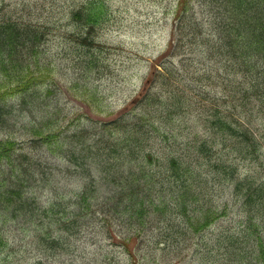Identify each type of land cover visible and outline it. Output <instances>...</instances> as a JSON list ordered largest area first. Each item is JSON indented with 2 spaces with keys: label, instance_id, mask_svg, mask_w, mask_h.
I'll list each match as a JSON object with an SVG mask.
<instances>
[{
  "label": "trees",
  "instance_id": "1",
  "mask_svg": "<svg viewBox=\"0 0 264 264\" xmlns=\"http://www.w3.org/2000/svg\"><path fill=\"white\" fill-rule=\"evenodd\" d=\"M101 2L77 0L67 18L79 64L97 75ZM37 6L0 3V264L97 260L104 248L119 250L116 264H150L158 250L264 264V0H178L166 51L130 108L73 128ZM69 181L78 193H58ZM219 188L240 211L234 228L215 229L227 217Z\"/></svg>",
  "mask_w": 264,
  "mask_h": 264
},
{
  "label": "rangeland",
  "instance_id": "2",
  "mask_svg": "<svg viewBox=\"0 0 264 264\" xmlns=\"http://www.w3.org/2000/svg\"><path fill=\"white\" fill-rule=\"evenodd\" d=\"M75 2L77 0H0L1 4L11 7L20 4L25 10L33 3L38 5L36 12H39L41 22L48 26V37L43 50L47 54L46 59L52 62V82L58 89L59 101L68 113L67 122L71 125L78 124L74 123L73 119L80 118L83 123L87 117L96 121H107L130 108L131 101L141 93L152 66L166 51L178 0H102L100 5H103L106 11L98 21V29L91 33L94 42L103 47L102 69L98 75L85 71L72 50L77 42L73 27L67 18L69 8ZM194 10L198 18H201L199 5L196 4ZM78 46L81 47L79 43ZM74 126L72 125V128ZM74 182L69 181L70 184L65 189L61 188L57 192L78 193L77 183ZM47 196L46 191L39 193L41 201H46ZM216 196L219 204L227 206V217L218 220L215 229L225 226L234 228L235 224L241 221L240 211L228 195V189H217ZM4 235L5 244H11L10 232L4 231ZM2 248V254L5 256L8 247ZM110 251L117 255L112 264L123 258L117 248H104L97 260L88 254L86 259L80 261L60 257L51 261L44 260L43 264H103V258ZM90 252L96 254L99 250L94 247ZM35 253L29 251L21 254L19 261L30 262ZM76 255L84 256L79 250ZM150 264L198 262L185 253L158 250L153 252Z\"/></svg>",
  "mask_w": 264,
  "mask_h": 264
}]
</instances>
